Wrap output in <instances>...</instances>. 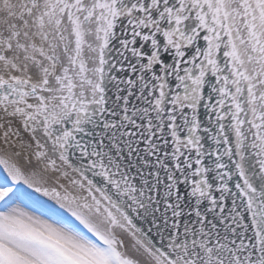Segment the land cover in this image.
<instances>
[{"label":"snow or ice","instance_id":"snow-or-ice-1","mask_svg":"<svg viewBox=\"0 0 264 264\" xmlns=\"http://www.w3.org/2000/svg\"><path fill=\"white\" fill-rule=\"evenodd\" d=\"M0 264H264V0H0Z\"/></svg>","mask_w":264,"mask_h":264}]
</instances>
